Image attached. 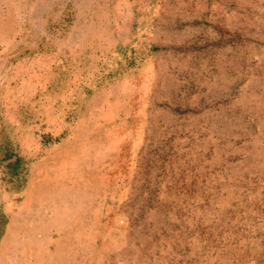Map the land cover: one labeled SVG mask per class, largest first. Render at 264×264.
Segmentation results:
<instances>
[{
    "label": "rangeland",
    "instance_id": "obj_1",
    "mask_svg": "<svg viewBox=\"0 0 264 264\" xmlns=\"http://www.w3.org/2000/svg\"><path fill=\"white\" fill-rule=\"evenodd\" d=\"M0 264H264V0H0Z\"/></svg>",
    "mask_w": 264,
    "mask_h": 264
}]
</instances>
